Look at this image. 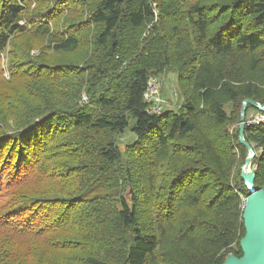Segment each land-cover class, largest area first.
<instances>
[{
    "label": "trees",
    "instance_id": "1",
    "mask_svg": "<svg viewBox=\"0 0 264 264\" xmlns=\"http://www.w3.org/2000/svg\"><path fill=\"white\" fill-rule=\"evenodd\" d=\"M1 56L0 264L241 257L264 0H0ZM169 72L180 105L150 114ZM243 139L264 189V122Z\"/></svg>",
    "mask_w": 264,
    "mask_h": 264
},
{
    "label": "water",
    "instance_id": "2",
    "mask_svg": "<svg viewBox=\"0 0 264 264\" xmlns=\"http://www.w3.org/2000/svg\"><path fill=\"white\" fill-rule=\"evenodd\" d=\"M247 105L253 106L264 113V108L260 105L246 100L242 104L239 121V142L248 150V157L241 168V180L248 194L243 201V227L245 234L239 242L241 257L232 254L228 255L223 264H264V189H256L254 186L255 175L253 172H246L250 169V160L253 157L252 148L243 140V130L245 125V111Z\"/></svg>",
    "mask_w": 264,
    "mask_h": 264
},
{
    "label": "rangeland",
    "instance_id": "3",
    "mask_svg": "<svg viewBox=\"0 0 264 264\" xmlns=\"http://www.w3.org/2000/svg\"><path fill=\"white\" fill-rule=\"evenodd\" d=\"M157 79L161 84L159 94H160L162 111L176 110L177 107L180 105V101H181V99L179 97L177 84H176V74L174 72L165 73L161 76H158ZM241 109H242V106H241ZM240 114H241V112H240ZM261 115L264 116V113L260 112L259 110H258V113L250 112L249 115L247 116V118L245 117V121L246 120L252 121L254 118L259 119V118H261ZM134 140H135V136L130 132V128H127L125 138L121 139L118 142V145L119 146L121 145V147H123V144L131 143ZM257 153H259V150L257 151ZM253 154H255V153L253 152ZM250 162H251V160H250ZM249 171H251V166H250V169H248V172Z\"/></svg>",
    "mask_w": 264,
    "mask_h": 264
},
{
    "label": "built area",
    "instance_id": "4",
    "mask_svg": "<svg viewBox=\"0 0 264 264\" xmlns=\"http://www.w3.org/2000/svg\"><path fill=\"white\" fill-rule=\"evenodd\" d=\"M0 66L1 69L4 73V77L6 79H8L9 75L8 72L6 70V59L4 57H1V61H0ZM160 82L158 81L157 78L151 77L149 78L148 82H147V86H146V90L143 94V99L146 103L151 104V109L149 110L150 114H158L161 111V100H160ZM264 122V116L261 115V118H254L252 121L247 120V124L251 125V124H259V123H263ZM252 172V171H250Z\"/></svg>",
    "mask_w": 264,
    "mask_h": 264
},
{
    "label": "bare ground",
    "instance_id": "5",
    "mask_svg": "<svg viewBox=\"0 0 264 264\" xmlns=\"http://www.w3.org/2000/svg\"><path fill=\"white\" fill-rule=\"evenodd\" d=\"M39 12V11H38ZM46 12V11H45ZM40 14V13H39ZM132 126V125H131ZM131 128V127H130ZM133 128V127H132ZM121 136V135H120ZM246 172H248V169L246 170Z\"/></svg>",
    "mask_w": 264,
    "mask_h": 264
}]
</instances>
